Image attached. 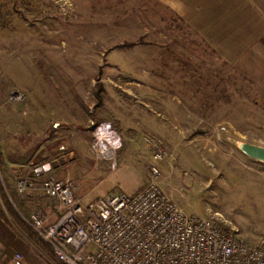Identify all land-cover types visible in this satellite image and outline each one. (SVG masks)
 Listing matches in <instances>:
<instances>
[{
	"label": "rangeland",
	"instance_id": "374dc122",
	"mask_svg": "<svg viewBox=\"0 0 264 264\" xmlns=\"http://www.w3.org/2000/svg\"><path fill=\"white\" fill-rule=\"evenodd\" d=\"M77 10L69 0H0L6 181L16 189L18 181L71 178L84 203L134 195L149 180L152 138L168 152L161 186L182 210L264 245V162L241 150L264 147V37L219 48L179 23H76ZM104 121L122 142L115 171L94 147ZM19 196L29 213L58 215L40 188Z\"/></svg>",
	"mask_w": 264,
	"mask_h": 264
},
{
	"label": "built area",
	"instance_id": "2783aa9c",
	"mask_svg": "<svg viewBox=\"0 0 264 264\" xmlns=\"http://www.w3.org/2000/svg\"><path fill=\"white\" fill-rule=\"evenodd\" d=\"M105 123L111 127L101 129ZM98 129L106 137L102 141L108 149L105 157L115 171L120 136L121 146L113 149L109 141L116 139L111 135L116 131L108 121L99 123L94 129L98 153ZM146 142L153 163L149 180L138 193H114L84 203L76 196L74 179L18 181L20 194L40 188L58 205L57 216L33 211L23 219L64 264H264V245L248 244L210 218L187 214L173 201L160 182L159 163L168 152L152 138ZM13 262L24 264L23 255L16 253Z\"/></svg>",
	"mask_w": 264,
	"mask_h": 264
},
{
	"label": "crops",
	"instance_id": "0c3cea01",
	"mask_svg": "<svg viewBox=\"0 0 264 264\" xmlns=\"http://www.w3.org/2000/svg\"><path fill=\"white\" fill-rule=\"evenodd\" d=\"M69 1L78 9L74 17L83 20L76 23H179L194 31L201 40L213 41L219 48L236 42L261 41L264 37V0ZM2 222L5 221L0 220V264H14L16 251L25 256V264H52L29 237L17 236L13 230L2 226ZM32 249L40 253V261L31 255Z\"/></svg>",
	"mask_w": 264,
	"mask_h": 264
},
{
	"label": "trees",
	"instance_id": "16d2710c",
	"mask_svg": "<svg viewBox=\"0 0 264 264\" xmlns=\"http://www.w3.org/2000/svg\"><path fill=\"white\" fill-rule=\"evenodd\" d=\"M98 85L100 89H103L102 82H99ZM5 163V155L0 148V218L7 222H9V219L11 218L12 221L23 230L42 251L54 258L58 264H64L55 255L51 245L31 229L20 215V212L24 215L29 214V209L26 206V201L20 198L18 190L14 189L11 184L6 181L2 171Z\"/></svg>",
	"mask_w": 264,
	"mask_h": 264
},
{
	"label": "water",
	"instance_id": "95a60500",
	"mask_svg": "<svg viewBox=\"0 0 264 264\" xmlns=\"http://www.w3.org/2000/svg\"><path fill=\"white\" fill-rule=\"evenodd\" d=\"M58 125L59 124H55V127H57ZM241 150L249 157L264 162V147L244 143L241 145ZM50 169L51 166L49 164H46L43 168H38L37 172L39 175H41L43 172H49Z\"/></svg>",
	"mask_w": 264,
	"mask_h": 264
},
{
	"label": "clouds",
	"instance_id": "9594fccd",
	"mask_svg": "<svg viewBox=\"0 0 264 264\" xmlns=\"http://www.w3.org/2000/svg\"><path fill=\"white\" fill-rule=\"evenodd\" d=\"M111 126L107 123L103 124L100 126L101 129H107V128H110ZM98 132L100 133L98 136H97V143L100 145V148H99V155L100 157H104L105 154L107 153L108 149L104 147L102 141L106 138L104 133L103 132H100V130L98 129ZM111 135H114L116 137V139L113 141V140H110L109 143L111 144V147L113 149H118L121 144H120V139H119V136L118 134H116L114 131L111 133Z\"/></svg>",
	"mask_w": 264,
	"mask_h": 264
}]
</instances>
